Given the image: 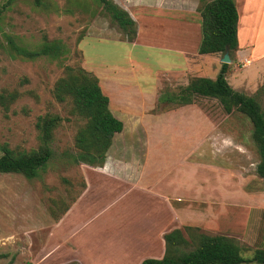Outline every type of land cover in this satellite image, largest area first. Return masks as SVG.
<instances>
[{"label": "rangeland", "instance_id": "obj_1", "mask_svg": "<svg viewBox=\"0 0 264 264\" xmlns=\"http://www.w3.org/2000/svg\"><path fill=\"white\" fill-rule=\"evenodd\" d=\"M112 1L124 9L134 2ZM133 14L140 38L155 43L148 60L98 0H0V91L19 94L9 111L0 106V155L3 145L16 153L37 149V118L46 113L61 117L52 158L40 177L0 173V264H140L162 257L163 235L176 228L187 239L188 232L231 237L243 257L253 254L254 246L223 232L224 220L216 223L215 216L221 206L211 204L212 198L234 203L245 197L232 190L228 176L202 166V157L212 163L218 158L222 165L232 160L225 148L230 143L214 145L205 137L236 128L250 138L247 117L237 111L226 114L215 98L196 97L190 105L162 98L179 93L194 77H215L219 70L212 55L183 61L162 55L159 48L166 47L159 46L176 38V25L167 22L168 30L160 28L142 7ZM44 36L61 40L68 49L65 57L29 59L17 52V47L37 51ZM195 39L192 32L188 44ZM171 44L185 47L181 40ZM170 54L183 57L182 51ZM228 64V83L254 96L264 111V77H249L245 59ZM65 66H80L96 76L109 109L123 122L100 166L70 159L78 152L74 137L85 120L53 96ZM249 145L251 153L239 157L248 169L246 188L261 189L264 180L254 170L259 155L252 140ZM221 183L228 189L220 190ZM168 194L177 214L171 215ZM58 200H64L66 210L57 209ZM202 201L208 202L203 209ZM206 216L210 220L204 224Z\"/></svg>", "mask_w": 264, "mask_h": 264}, {"label": "trees", "instance_id": "obj_2", "mask_svg": "<svg viewBox=\"0 0 264 264\" xmlns=\"http://www.w3.org/2000/svg\"><path fill=\"white\" fill-rule=\"evenodd\" d=\"M10 0H7V3ZM39 4L40 0H34ZM103 12L120 29L128 34L129 40L136 35V21L127 10L112 0H98ZM200 14L201 39L198 54H223L237 48L238 12L234 0H208L198 4ZM17 52L29 59L47 56L50 59L65 57L68 52L65 44L59 39H44L37 51L17 47ZM228 63H221L214 78L197 76L173 96L162 97L178 101L179 104L193 103L196 97L215 98L226 114L237 111L245 115L252 123V139L255 143L259 160L256 173L264 180V111L254 96L233 89L226 79ZM264 90V86H263ZM59 102H67L71 115L81 117L85 122L78 128L75 137L76 154L72 162L88 165H102L112 144L114 134L123 129V122L109 109V98L105 95L96 76L80 66H65L64 75L56 80L52 90ZM18 92L3 88L0 91V106L7 112L16 100ZM61 124L58 114L46 113L37 118L39 146L37 149L16 153L6 145L2 146L0 155V173H20L28 179L41 176L53 155L51 143L54 131ZM57 209L66 210L64 200H58ZM53 212V211H52ZM186 231H195L186 227ZM185 238L180 229H172L163 235L165 251L160 258H145L140 264H242L246 262L264 263V248H255L251 257L241 255L236 241L225 235H208L188 232ZM181 247H191L182 250Z\"/></svg>", "mask_w": 264, "mask_h": 264}, {"label": "crops", "instance_id": "obj_3", "mask_svg": "<svg viewBox=\"0 0 264 264\" xmlns=\"http://www.w3.org/2000/svg\"><path fill=\"white\" fill-rule=\"evenodd\" d=\"M234 1L238 12V44L237 48L229 53L231 62L236 61L237 63H240L245 59L247 62L245 65L246 73L249 77H264V0ZM127 4L128 5L125 7V10L129 11V14L136 21V35L134 41L131 43V46L133 48L139 47L141 51H145L143 60H148V58L145 57L151 56L150 52H152L156 47L155 43H152L150 40L140 38L141 28L137 16L133 14V11L139 7L145 8V14H147L150 18L156 19L158 21L156 24L162 29L167 26L166 30H168L167 22L176 25L177 35L174 34L176 38L174 40H164L162 42L163 44H160L159 46L162 47V45H164L166 48L158 47L160 50L165 52L162 55L167 56L170 59H179L181 61L188 60L189 57L194 56L205 58L207 55L198 54L197 52L201 39V18L199 12L197 11L199 0H134L133 3L128 2ZM192 32L195 33L196 39L192 45H189L187 39L188 35ZM177 40H181L185 47L181 48L176 44H171L174 41L177 43ZM178 49H181L183 57L182 55H180V57H173V55L170 54H175L177 52L178 54L181 53ZM218 55L219 53L213 54L211 57L213 66L215 64L217 66V72L222 63L220 60L221 57L218 58ZM227 73L228 72H226L225 76H227ZM247 120L249 124L248 133L250 138L248 137L247 132L241 133V131H238L236 128L223 131L219 130V133L217 134L206 135L205 140L209 143H213L214 145H216L218 141H221V143H230L231 145H228V147L226 145L225 148H228V152L232 153V160H229L228 163L226 161V163L222 165L221 161L217 163L218 158H216L215 163H212L211 159L202 157V166L216 170V175L228 176L229 180L232 182L231 184L234 185L232 190L241 193L245 197L244 200H235L234 203L227 202L222 199L212 198L214 200L211 202L212 205H217L218 207L221 206L220 210L215 212V216L218 220L216 223L222 224L221 219H223V232H227L229 235H238L240 240L244 241L247 245L254 246V248H264V188H246L247 181L245 178L248 176L244 172L248 169L245 167V162H242V159L239 158L240 155L246 156L251 153V145H249V141H253V127L250 120L248 118ZM208 148L210 151L209 146ZM216 148H218V146H216ZM227 165L233 168H228ZM254 170L255 174L258 176L256 173V165ZM210 171H208V174L211 173ZM259 178L263 180L261 177ZM208 179L209 177H207V180ZM225 188L228 189L226 185L221 183L219 189L224 191ZM170 197H172L171 194L166 196V198H168L167 204L171 210V215L175 213L177 214L178 209L172 202H170ZM202 202L203 209V206L207 205L208 202ZM207 220H210L209 216H206V218L202 220V223L205 224L203 221ZM236 229L238 230L237 232Z\"/></svg>", "mask_w": 264, "mask_h": 264}, {"label": "water", "instance_id": "obj_4", "mask_svg": "<svg viewBox=\"0 0 264 264\" xmlns=\"http://www.w3.org/2000/svg\"><path fill=\"white\" fill-rule=\"evenodd\" d=\"M220 60L222 63H229L231 61L228 49L222 54Z\"/></svg>", "mask_w": 264, "mask_h": 264}]
</instances>
